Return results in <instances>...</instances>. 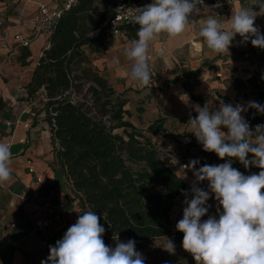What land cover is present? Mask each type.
Masks as SVG:
<instances>
[{
	"label": "crops",
	"instance_id": "0c3cea01",
	"mask_svg": "<svg viewBox=\"0 0 264 264\" xmlns=\"http://www.w3.org/2000/svg\"><path fill=\"white\" fill-rule=\"evenodd\" d=\"M64 1L0 0V98L6 103L0 110V143L8 144L12 154V179L0 186V264H41L49 255V246H55L79 216L70 185L55 164L45 114L39 112L41 107L37 101L27 99L26 90L38 59L49 46L48 35L38 32L35 18L38 5L46 3L52 8L61 7ZM262 4L264 0H232L222 8L198 7L199 11L191 17L182 37L170 38L161 34L151 42V83L148 86H138L128 78L130 61L123 55V50L137 38L127 32L105 35L97 50L86 46L81 50L90 66L127 100L123 107L126 120L138 129H145L157 119H163L162 129L171 128L177 140L166 144L170 155L187 159L189 163L195 160L190 150L197 149L207 157L206 164L219 165L227 162V158L222 160L215 153L205 152L194 134L189 133L188 121L197 115L193 105L203 107L208 103L218 108L221 102L233 106L255 102L264 94V69L259 65L264 58V49L253 47L250 41L241 43L237 35L229 53H212L198 36L200 21L212 15L227 29L228 19L240 7L252 6L259 12ZM255 25L264 35V15L256 17ZM16 34L29 38L30 45L24 47L17 43L14 40ZM183 83L188 85L190 93L185 91ZM249 109L241 113L245 120ZM259 124L258 121L249 126L254 130ZM184 138H189L190 144H186ZM158 150H161L160 144ZM28 161L32 173L28 170ZM203 165L198 163L196 169ZM232 167L244 175L260 171L251 165L245 168L235 158ZM173 171L180 178L185 176L178 166ZM37 176L44 179L42 186L36 183ZM197 186L208 190L207 181L199 182ZM214 199L210 194L207 206L213 207ZM45 200L63 205L62 223L38 232L34 222L43 216L39 207ZM182 216L183 211L171 209L170 236L137 245L136 250L144 256L145 264H195V261L188 263L185 260L182 240L175 235L176 223ZM208 216H214L212 210L202 220ZM167 239L175 245L174 254L163 249ZM105 244L115 247L116 241Z\"/></svg>",
	"mask_w": 264,
	"mask_h": 264
},
{
	"label": "trees",
	"instance_id": "16d2710c",
	"mask_svg": "<svg viewBox=\"0 0 264 264\" xmlns=\"http://www.w3.org/2000/svg\"><path fill=\"white\" fill-rule=\"evenodd\" d=\"M139 1L123 0L126 4ZM116 3L75 0L62 11L26 85L27 99L37 101L39 112L45 114L55 164L70 185L79 215L96 212L105 228V243L113 237L148 243L170 236L169 213L183 181L168 167V156L158 157L151 137L160 134L163 119L145 130L126 120L127 100L90 66L81 50L101 47L106 9ZM138 27L128 23L119 29L137 38ZM84 85L87 88L78 100ZM255 102L262 105L264 94ZM5 106L0 98V110ZM257 115L250 108L246 121L257 124ZM129 163L139 168L133 170ZM175 235L183 239L182 232L175 230Z\"/></svg>",
	"mask_w": 264,
	"mask_h": 264
},
{
	"label": "clouds",
	"instance_id": "9594fccd",
	"mask_svg": "<svg viewBox=\"0 0 264 264\" xmlns=\"http://www.w3.org/2000/svg\"><path fill=\"white\" fill-rule=\"evenodd\" d=\"M202 4L200 0L199 5ZM197 6L196 0H152L137 8V14L130 15V21L139 26L137 39L123 50L130 61L127 75L131 82L141 87L151 83V42L161 34L182 37L191 17L199 11ZM258 15H264V4L259 6V12L252 6H242L228 19L227 29L209 15L200 21L198 36L215 54L229 53L237 35L241 43L250 41L253 47L264 49V35L255 25ZM248 108L264 114V105L254 101L246 106L221 102L218 108L208 103L203 107L193 105L197 115L188 121L189 133L194 134L205 152L215 153L222 160L227 158L225 163L205 164L198 169V160L183 166L193 171L195 179L191 199L184 193L186 206L175 227L183 233V250L196 264H264V124L251 129L241 114ZM11 157L10 146L0 143V186L12 179ZM233 158L245 168L250 165L259 168V173L244 175L232 167ZM203 181L208 182L207 191L197 186ZM210 194L218 202V218L208 216L202 220L209 211L206 205ZM104 233L96 212L85 211L55 246H49V255L41 264H145L144 256L136 250L135 240L120 242L118 237H113L116 244L111 247L105 244ZM163 249L174 254L173 241L167 239Z\"/></svg>",
	"mask_w": 264,
	"mask_h": 264
},
{
	"label": "built area",
	"instance_id": "2783aa9c",
	"mask_svg": "<svg viewBox=\"0 0 264 264\" xmlns=\"http://www.w3.org/2000/svg\"><path fill=\"white\" fill-rule=\"evenodd\" d=\"M152 0H140L136 4H126V3H116L114 6L108 7L107 8V18L104 23L105 25V34H119L121 33L119 27L128 23H132L130 21V15L137 14L136 9L143 7V4L149 3ZM75 0H65L64 3L62 4L61 7H50L46 3H41L38 5L37 12H36V19H37V24H38V32L44 33L46 35H49L51 32L53 25L57 18H59L60 14L64 9H67L72 3H74ZM198 6L197 7H203V6H211L215 7L216 4H220V7H215V8H222L232 2V0H214L213 2H208V1H203L202 5H199L200 0H196ZM98 33H96L97 35ZM14 40L17 43H20L24 47H28L30 45V39L25 38L20 34L14 35ZM260 67L264 69V58L259 63ZM264 105V103H262ZM257 119L260 124H264V114H259L257 115ZM186 144H190V139L189 138H184ZM191 157L193 159L198 160L199 163L201 164H206L207 163V157L202 154L197 149H191L190 150ZM169 161L167 163L168 167L173 171L175 167H179V170L185 173V176L182 179L183 181V186L178 189V192L176 194V197L174 199V205L172 209L180 210L183 211V208L186 206L184 204L185 200V195L184 193H188L189 195L187 196L188 199H191V183L193 181V171L189 170L187 168H184V165L189 164L187 159H182L177 156H172L168 155ZM28 165V170L29 172H33V168L30 165V162ZM44 179L41 176L36 177V183L40 186L43 185ZM37 195V193L35 194ZM215 200V199H214ZM213 200V201H214ZM75 204V203H74ZM76 205V204H75ZM207 206V205H206ZM213 207H209V211L212 210L214 216H217L218 218V213H217V206L218 202L215 200L214 204L212 205ZM40 211L43 213L42 217H39L35 220L34 222V229L38 232L45 231L49 226L55 225V226H60L62 223L61 221V213L63 209V205L59 202H52L50 200H45L41 206L39 207ZM78 211L77 207L75 209ZM222 210V209H221ZM208 214V213H207ZM13 226V225H12ZM122 242H127L129 239L126 238H121ZM136 245L141 243L138 240H135Z\"/></svg>",
	"mask_w": 264,
	"mask_h": 264
},
{
	"label": "rangeland",
	"instance_id": "374dc122",
	"mask_svg": "<svg viewBox=\"0 0 264 264\" xmlns=\"http://www.w3.org/2000/svg\"><path fill=\"white\" fill-rule=\"evenodd\" d=\"M121 2H123V0H117V3H121ZM123 3H124V2H123ZM106 11H107V9H106ZM106 16H107V12H106ZM106 18H107V17H106ZM86 88H87V85H84V86L82 87L81 92L77 95L78 100H80V98L82 97V95H84ZM145 129H146V128H145ZM145 129H140V130H145ZM118 132L120 133V130H119ZM151 137H152L153 141L155 142V144H157V147H158V145L160 144L161 150H158V151H159V155H158L159 158L164 159V157H166V156L172 154V153L168 150L167 145H166L167 142H168V143H169V142H173V143H174V142L177 141L176 138H175V137L173 136V134H172V130H171V128H169V129H167V128H163V129H162V128H161V132H160V134H159L158 136H151ZM128 165H129V167L132 168L133 170H136V169L139 168V165H138V164H131V163H129ZM184 258H185V260H186L188 263H193V261H195V260L193 259V257H192L189 253H187V252H184Z\"/></svg>",
	"mask_w": 264,
	"mask_h": 264
}]
</instances>
